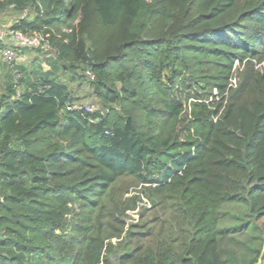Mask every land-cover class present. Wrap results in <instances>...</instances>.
I'll list each match as a JSON object with an SVG mask.
<instances>
[{
    "label": "trees",
    "instance_id": "trees-1",
    "mask_svg": "<svg viewBox=\"0 0 264 264\" xmlns=\"http://www.w3.org/2000/svg\"><path fill=\"white\" fill-rule=\"evenodd\" d=\"M6 8L50 55L0 86V264H226L220 207L264 218V0Z\"/></svg>",
    "mask_w": 264,
    "mask_h": 264
},
{
    "label": "rangeland",
    "instance_id": "rangeland-1",
    "mask_svg": "<svg viewBox=\"0 0 264 264\" xmlns=\"http://www.w3.org/2000/svg\"><path fill=\"white\" fill-rule=\"evenodd\" d=\"M24 13L12 14L11 11L0 10V29L9 30L11 26H9L13 19H16L18 15H23ZM12 23V24H13ZM6 46L4 41H0V48ZM49 54L46 49L42 48H33L30 46H23L19 48V51L16 53V62L15 65H11L16 67L21 66V68L30 71L32 67L40 66L43 69L48 70L49 66L47 65L46 56ZM261 64H257L256 67H259ZM10 66L6 64L2 59H0V86L4 83L5 77L8 75V71ZM12 70V69H11ZM15 70V69H14ZM15 71H11L13 77L20 73ZM20 71V70H19ZM10 73V75H11ZM62 76V75H61ZM87 85L84 88L78 90V95L82 97L78 103H76L77 108H86L91 111L97 110L98 104L95 103V97L88 91ZM85 109V110H86ZM128 181V179H126ZM140 187L131 186L129 188V194H126L125 197H130L135 194L136 191L139 190ZM141 202H146V207L151 206V202L147 200L143 195H140ZM142 203H137L138 205H142ZM137 205L133 209H129L126 211L127 214L130 215L132 219L135 215L136 218H139ZM245 208L236 204H224L218 210L219 215V227L220 230L223 231L224 241L222 247V257L226 264H248L249 260L254 257V249L257 247H261V252H264V218L260 221H257L258 229L253 227L252 224L244 225L241 228L240 222L244 215ZM129 222V219H127ZM240 223V224H239ZM176 227L177 225L174 224ZM258 230V231H257ZM178 231V228L176 229ZM257 232V234H256ZM259 236V237H258ZM263 240V242L260 240ZM113 243H116V239H112Z\"/></svg>",
    "mask_w": 264,
    "mask_h": 264
},
{
    "label": "built area",
    "instance_id": "built-area-1",
    "mask_svg": "<svg viewBox=\"0 0 264 264\" xmlns=\"http://www.w3.org/2000/svg\"><path fill=\"white\" fill-rule=\"evenodd\" d=\"M0 41H4V42L12 41L16 44L15 46H20V47L30 46L33 48H38V47L43 49L48 48V43L45 41V39L42 36H38V35L28 36L21 33L20 31L11 30V29L9 30L0 29ZM16 48L17 47H9V46L1 47L0 59L8 63L9 65H14L16 62ZM86 75L89 79H93L94 77L89 72H86ZM18 76L19 75H16L15 79H17ZM74 107L77 108V106ZM142 205L146 206V202H143ZM132 216L133 218L130 221L136 222L138 218H136L135 215Z\"/></svg>",
    "mask_w": 264,
    "mask_h": 264
},
{
    "label": "crops",
    "instance_id": "crops-1",
    "mask_svg": "<svg viewBox=\"0 0 264 264\" xmlns=\"http://www.w3.org/2000/svg\"><path fill=\"white\" fill-rule=\"evenodd\" d=\"M0 10H2V9H0ZM5 10H7V11H11L9 8H6ZM11 13L12 14H14L12 11H11ZM15 15V14H14ZM15 20L16 19H13V21L15 22ZM13 23V22H12ZM12 23L9 25V26H11L12 25ZM5 44H6V46H9V47H17L16 48V53H17V51H19V48H20V46H15L16 44L14 43V42H12V41H8V42H5ZM19 67V69H21L20 67V65L18 66ZM31 70V69H30ZM44 70H46V69H44Z\"/></svg>",
    "mask_w": 264,
    "mask_h": 264
}]
</instances>
